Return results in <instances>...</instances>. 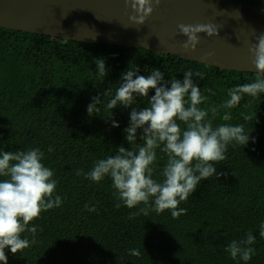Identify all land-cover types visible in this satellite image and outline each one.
Returning <instances> with one entry per match:
<instances>
[{"label":"trees","instance_id":"obj_1","mask_svg":"<svg viewBox=\"0 0 264 264\" xmlns=\"http://www.w3.org/2000/svg\"><path fill=\"white\" fill-rule=\"evenodd\" d=\"M99 58L109 70L104 77L97 74ZM136 68L144 76L159 69L168 81H183L184 72L191 70L193 82L207 97L199 107L208 110L213 127L243 125L250 134L247 146H228L227 159L215 165L221 175L201 181L181 202L187 212L179 218L170 210L132 217L139 208L129 209L117 199L110 178L99 183L86 178L96 161L117 154L121 145L132 147L124 129L132 108L148 106L147 98L137 96V104L129 108L105 111L102 105L100 115L93 116L87 106L95 96L107 102L111 96L104 92L111 88L114 96L122 74ZM256 78L257 73L223 71L145 49L63 41L0 27V152L43 151L42 162L53 170L56 194L63 200L32 222L37 227L34 244L15 255L6 249L8 264H264V238L259 235L264 224V93L245 95L235 108L222 107L230 99L229 89ZM154 94L150 90L149 97ZM212 107L217 108L215 116ZM225 113L230 120H223ZM113 120L119 127L112 126ZM178 123L182 130L186 127ZM141 134L142 129L138 144L143 143ZM156 154L153 178L162 182L168 157L161 149ZM249 231L256 237L255 255L248 262L233 259L227 246ZM24 238L31 241L33 236L26 232ZM130 249L141 256H132Z\"/></svg>","mask_w":264,"mask_h":264},{"label":"clouds","instance_id":"obj_2","mask_svg":"<svg viewBox=\"0 0 264 264\" xmlns=\"http://www.w3.org/2000/svg\"><path fill=\"white\" fill-rule=\"evenodd\" d=\"M125 3L131 9V23L141 26L147 23L161 0H125ZM177 28L178 33L187 38L182 43L185 52L197 51L202 33L209 38L219 36V26L212 22L181 23ZM256 41L249 52L257 69V78L229 89L230 99L224 102V108L239 106L245 95L257 98L264 93V34L256 36ZM212 55L208 53L209 57ZM95 63L100 77L108 75L103 58L96 59ZM138 72V68L125 71L114 96L108 88L103 94L106 98L111 96L107 102L95 96L87 106L88 114L93 116L100 115L102 105L105 111L117 107L129 108L137 104V96L147 98L149 102L140 110L132 108L130 113V125L124 132L131 149L121 145L117 154L99 159L86 178L97 183L110 178L117 199L129 209L139 208L131 214L132 217L140 214L147 216L150 211L160 214L170 210L173 218H179L187 212V209L179 207L181 202H186L197 191L201 181L221 175L215 165L227 159L228 146H247L250 134L245 133L243 125L221 124L213 127L208 119V110L199 107L207 97L193 82L191 70L184 72L183 81L176 78L165 80L164 73L159 69H152L148 76L138 75ZM195 76L203 79L200 73ZM150 90L155 91L151 97ZM208 92L215 94L211 88ZM211 112L215 116L217 108L212 107ZM230 119V113H225L223 120ZM178 121L186 125L183 130ZM112 126L119 127V124L113 120ZM141 129L139 138L143 143L138 144L137 132ZM156 149H161L168 157L161 173L162 182L153 178ZM48 151L53 149L49 147ZM44 159L45 154L39 148L0 152V177H6L0 180V264H8L6 249L15 255L34 244L37 227L32 222L40 219L43 212L58 208L63 203L62 197L56 194L58 181L54 179L53 170L42 162ZM80 174L82 170L77 172V175ZM115 206L119 208L121 204ZM91 210L95 211L94 208ZM26 232L32 234L31 241L24 238ZM259 235L264 238V224L260 226ZM255 242L256 237L249 231L246 238L233 240L226 251L233 259L248 262L255 255L252 247ZM129 251L132 256H141L138 249Z\"/></svg>","mask_w":264,"mask_h":264},{"label":"water","instance_id":"obj_3","mask_svg":"<svg viewBox=\"0 0 264 264\" xmlns=\"http://www.w3.org/2000/svg\"><path fill=\"white\" fill-rule=\"evenodd\" d=\"M161 0L145 25H133L125 0H0V27L85 44L145 49L154 54L256 73L249 48L264 34V0ZM238 14V15H237ZM215 23L219 36L200 34L185 52L178 24ZM124 26H128L125 28ZM212 53V56H208Z\"/></svg>","mask_w":264,"mask_h":264},{"label":"rangeland","instance_id":"obj_4","mask_svg":"<svg viewBox=\"0 0 264 264\" xmlns=\"http://www.w3.org/2000/svg\"><path fill=\"white\" fill-rule=\"evenodd\" d=\"M231 1H235V2L242 3V1H241V0H231Z\"/></svg>","mask_w":264,"mask_h":264}]
</instances>
